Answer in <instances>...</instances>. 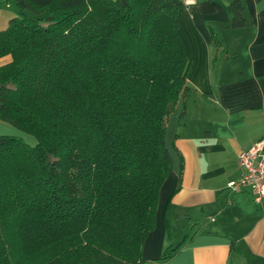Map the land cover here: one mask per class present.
<instances>
[{"label": "trees", "instance_id": "1", "mask_svg": "<svg viewBox=\"0 0 264 264\" xmlns=\"http://www.w3.org/2000/svg\"><path fill=\"white\" fill-rule=\"evenodd\" d=\"M13 1L0 120L35 143L0 134V264H153L143 243L173 168L167 121L190 89L180 0ZM229 13L245 23L242 0Z\"/></svg>", "mask_w": 264, "mask_h": 264}, {"label": "crops", "instance_id": "2", "mask_svg": "<svg viewBox=\"0 0 264 264\" xmlns=\"http://www.w3.org/2000/svg\"><path fill=\"white\" fill-rule=\"evenodd\" d=\"M230 1L180 0L190 89L167 121L173 168L143 243V257L153 264H264V199L257 203L248 188L227 185L243 173L239 153L264 135V0H242L247 16L237 27L230 23ZM17 10L13 0H0V30ZM11 58L0 57V65ZM190 93L194 99L187 103ZM3 133L35 143L0 120ZM187 231L174 256L153 262Z\"/></svg>", "mask_w": 264, "mask_h": 264}, {"label": "built area", "instance_id": "3", "mask_svg": "<svg viewBox=\"0 0 264 264\" xmlns=\"http://www.w3.org/2000/svg\"><path fill=\"white\" fill-rule=\"evenodd\" d=\"M193 3L195 0H183ZM239 165L243 168L242 175L227 182L231 189L248 188L254 200L261 203L264 199V135L238 155Z\"/></svg>", "mask_w": 264, "mask_h": 264}, {"label": "rangeland", "instance_id": "4", "mask_svg": "<svg viewBox=\"0 0 264 264\" xmlns=\"http://www.w3.org/2000/svg\"><path fill=\"white\" fill-rule=\"evenodd\" d=\"M183 1V0H182ZM229 50V52H232L233 51V49H228ZM230 54V53H229ZM193 94L194 93H190L189 95H187L186 97H185V100L187 101V103L189 102V101H192L193 99H194V96H193ZM179 104H182V102H180ZM185 234V233H184ZM184 234L182 235V237L184 236Z\"/></svg>", "mask_w": 264, "mask_h": 264}]
</instances>
